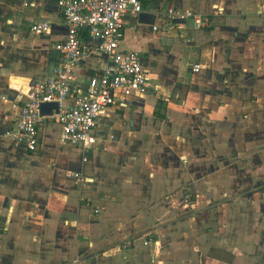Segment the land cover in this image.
Masks as SVG:
<instances>
[{
	"label": "crops",
	"instance_id": "0c3cea01",
	"mask_svg": "<svg viewBox=\"0 0 264 264\" xmlns=\"http://www.w3.org/2000/svg\"><path fill=\"white\" fill-rule=\"evenodd\" d=\"M142 2L153 21L128 13L118 49L148 63L146 94L109 107L88 149L61 144L50 120L29 151L2 133L17 95L58 66L66 27L54 0H0V264H264V0ZM170 4L208 21L169 23ZM104 64L85 58L78 82Z\"/></svg>",
	"mask_w": 264,
	"mask_h": 264
},
{
	"label": "built area",
	"instance_id": "2783aa9c",
	"mask_svg": "<svg viewBox=\"0 0 264 264\" xmlns=\"http://www.w3.org/2000/svg\"><path fill=\"white\" fill-rule=\"evenodd\" d=\"M47 1V0H40ZM66 27L65 36L54 45L59 64L45 79L29 85L15 98L17 110L11 126L3 136L13 143H23L27 150L37 149L39 126L54 120L60 126V142L88 149L96 143L93 131L106 110L121 99L134 94L145 95L149 86V65L139 51L119 50L128 13L137 16L143 11L142 0H54ZM26 4V3H25ZM169 23L190 20L195 28L208 21L207 15L192 9L180 10L170 4L166 8ZM51 28L48 21L31 24L35 35ZM157 26L154 25L153 29ZM92 54L105 57V64L93 69L86 79L78 82L75 69ZM200 64L192 67L198 71ZM55 102L57 110L42 114V103ZM86 157H83L85 160ZM76 184H83L79 172L71 173ZM186 192L182 203H190ZM148 241L145 240L144 244Z\"/></svg>",
	"mask_w": 264,
	"mask_h": 264
},
{
	"label": "rangeland",
	"instance_id": "374dc122",
	"mask_svg": "<svg viewBox=\"0 0 264 264\" xmlns=\"http://www.w3.org/2000/svg\"><path fill=\"white\" fill-rule=\"evenodd\" d=\"M49 131L52 133V137H53V139H54V141L57 143V141L59 142V127H58V125L56 124V123H52V124H50L49 125ZM99 133V132H98ZM97 133V134H98ZM102 135V134H101ZM101 135H100V139H101ZM112 135H114V133H112ZM115 136L116 137H118V138H120L122 135H120V134H117V133H115ZM121 140H122V138H121ZM99 141V140H98ZM117 141V140H116ZM61 144H64V143H62V142H60ZM64 145H67V144H64ZM115 153H116V148L115 147H113V148H110V153L108 154V156H107V159H106V163H104L105 165H103V173L105 174V173H108L109 171H110V169H112V162H111V160H110V158L111 157H113L114 155H115ZM71 154H72V158H74L75 157V155L77 154V151L75 152V151H71ZM91 163V162H90ZM155 176L157 177V175L155 174ZM140 180H141V185L144 187V185L145 184H149V178H148V176H147V174L145 173V174H142L141 175V177H140ZM153 180H155V179H150V181H152L153 182ZM84 184V183H83ZM83 184H81V185H78L77 186V189L76 190H74V191H72L73 193H75L76 195H77V197H79V193H80V191H81V187L83 188ZM136 184H137V186L138 185H140L139 183H138V179L136 180ZM156 188H158L157 190H158V192L160 193V188H161V185L159 184V183H156ZM165 188V187H164ZM30 194V196L32 197V196H34V191H28ZM138 193V192H137ZM156 193V192H155ZM166 193H163V196L165 195ZM138 195L140 196V194L138 193ZM181 195V191H178V192H176V193H174L172 196H170V198H172V199H178L179 198V196ZM181 197V196H180ZM165 200V199H164ZM95 212H97V209H95L94 210ZM123 245L124 246H127L126 245V242L125 243H123Z\"/></svg>",
	"mask_w": 264,
	"mask_h": 264
},
{
	"label": "water",
	"instance_id": "95a60500",
	"mask_svg": "<svg viewBox=\"0 0 264 264\" xmlns=\"http://www.w3.org/2000/svg\"><path fill=\"white\" fill-rule=\"evenodd\" d=\"M147 15H148L147 13H143V12L139 13V20L141 22H148V20L153 21V15H148V16H150V19L147 18ZM51 109L57 110V103H55V102H45V103L41 104L40 110H41L42 114L50 113Z\"/></svg>",
	"mask_w": 264,
	"mask_h": 264
}]
</instances>
